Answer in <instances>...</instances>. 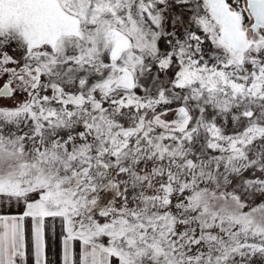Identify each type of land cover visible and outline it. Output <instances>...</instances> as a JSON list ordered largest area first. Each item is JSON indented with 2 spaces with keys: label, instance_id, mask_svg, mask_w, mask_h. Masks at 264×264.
Masks as SVG:
<instances>
[{
  "label": "snow or ice",
  "instance_id": "obj_1",
  "mask_svg": "<svg viewBox=\"0 0 264 264\" xmlns=\"http://www.w3.org/2000/svg\"><path fill=\"white\" fill-rule=\"evenodd\" d=\"M0 264H264V0H0Z\"/></svg>",
  "mask_w": 264,
  "mask_h": 264
}]
</instances>
